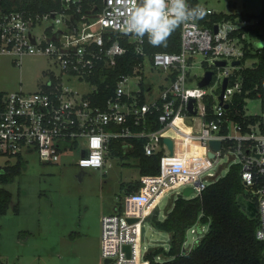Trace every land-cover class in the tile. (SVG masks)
<instances>
[{
	"label": "built area",
	"instance_id": "obj_1",
	"mask_svg": "<svg viewBox=\"0 0 264 264\" xmlns=\"http://www.w3.org/2000/svg\"><path fill=\"white\" fill-rule=\"evenodd\" d=\"M193 1L188 0L189 5L202 7L205 16L181 25L180 50L153 54L145 51L144 38L125 33V21L134 0H102L101 4L90 0H61L60 9L45 12L29 11L16 4L7 10L0 4V53H10L17 64H21L26 54L45 55L60 69L58 73L50 71L49 82L37 91H0V154L21 159L24 154L38 153L43 163L58 164L64 154L79 151L78 167L103 169L113 141L145 137L147 155L163 154L162 175L166 158H172L177 164L178 179L171 183L168 191L192 187L190 197H196L219 177L211 170L224 151L230 150L242 165V179L249 199L257 204L258 229H264L261 223L264 217V113L246 112L249 99L264 103V92L251 96L252 89L245 91L243 74L264 61V0L259 17L229 20L214 19L217 12L199 3L193 5ZM238 18L241 27L225 30L227 23ZM257 26L261 27L258 36L252 34ZM244 28L249 29L244 31ZM125 38L134 45L136 55L143 59L132 73L120 77L114 95L105 106L95 105L88 98L97 90L90 79L100 67L112 68L117 58L126 54L127 47L122 41ZM199 55L204 56L201 63L206 71H214L212 82L205 87L199 86L205 73L195 86L191 85L197 77L195 69L199 65ZM216 61L226 64L216 65ZM236 61L239 64H235ZM148 70L165 75L166 83L159 93L154 85L144 84ZM133 78L140 87L127 90L125 86ZM71 79L94 85V91L79 95L78 91L66 86L65 80ZM225 79L228 82L221 104L218 97ZM244 91V122L240 123L229 112L231 109L236 113L234 98ZM210 97L213 98L211 111L208 108ZM192 98L198 103L196 115L189 112ZM179 119L191 125L192 135L181 144L183 147L166 135L167 129ZM132 125L141 130L134 132ZM152 125H159V128L152 129ZM164 138L174 141V154ZM218 140L222 142L221 148L215 150L211 141ZM193 141L204 149L200 157L194 153ZM210 152L215 157H210ZM97 153L100 156L98 166L92 162ZM142 180L145 187L144 177ZM106 217L120 219L123 215H108L103 219ZM190 231L195 233L196 229ZM102 257L105 259L103 250ZM116 260L111 264H116Z\"/></svg>",
	"mask_w": 264,
	"mask_h": 264
},
{
	"label": "rangeland",
	"instance_id": "obj_2",
	"mask_svg": "<svg viewBox=\"0 0 264 264\" xmlns=\"http://www.w3.org/2000/svg\"><path fill=\"white\" fill-rule=\"evenodd\" d=\"M197 2L219 14L259 15L263 12V0ZM241 26L238 18L227 23L225 30ZM197 59V77L192 86L206 71V66L201 63L204 56L199 55ZM20 63H15L10 53H0V91H37L42 84L49 82L50 71L58 73L60 70L45 55L26 54ZM145 80L144 84L154 85L157 93L166 83L165 75L156 70H148ZM65 82L79 95L94 91V85L87 82L76 79ZM125 87L127 90H137L140 85L133 78ZM207 90L210 91L211 87H207ZM246 108L248 114L264 113V103L259 99H249ZM202 152L201 149L200 156ZM80 156L79 151L64 154L58 164H48L40 160L38 153L24 154L21 159L0 154V175L7 174L9 166L19 165L21 168V173L11 182L0 179V191L5 189L12 193L8 212L0 217V264H104L102 250L105 258L117 259L116 264H146L142 253L145 255L158 246L168 247L169 235L154 228L151 217L155 210L148 212V208L153 207L155 200L177 179L170 178L165 191L153 198H146L142 189L139 196H128L123 200V184L140 179L136 166L138 160L109 154L103 169H85L76 165ZM238 160L233 151H224L211 171L219 177L224 176ZM183 191L184 188L174 191L162 199L160 219H164L167 207ZM17 205L18 211L15 209ZM129 205L130 212H136L143 205L146 208L138 210L140 216H132L128 211ZM108 215L123 217L103 219ZM129 217L141 219L127 223L126 218ZM197 236L190 231L187 245L192 244ZM125 244L132 246V257L129 259L125 252L122 253V245Z\"/></svg>",
	"mask_w": 264,
	"mask_h": 264
},
{
	"label": "trees",
	"instance_id": "obj_3",
	"mask_svg": "<svg viewBox=\"0 0 264 264\" xmlns=\"http://www.w3.org/2000/svg\"><path fill=\"white\" fill-rule=\"evenodd\" d=\"M98 4L102 0H90ZM0 4L10 10L13 4L29 11L45 12L61 8V0H0ZM193 5L198 4L196 0ZM250 13H217L214 19H253L259 17ZM249 28H244L247 31ZM261 27L252 29V34L260 35ZM127 52L117 58L112 68L100 67L90 79L97 90L88 98L99 106H105L114 95L118 81L122 75L132 73L134 67L142 61L137 56L134 45L128 39H122ZM144 49L147 53L177 52L181 45V26H179L162 46H152L144 37ZM244 90L252 89L251 96L259 91L264 92V61L253 69H246ZM259 85L258 89L255 86ZM245 91L234 98L236 110L229 115L236 121L243 123ZM1 97V95H0ZM213 98H209L208 108L212 110ZM233 110V109H232ZM134 132L140 127L131 126ZM152 129L159 125H152ZM145 137H125L113 141L109 154L119 157H133L138 160L140 179L123 184L125 196H137L144 187L142 178H159L162 175V153L147 155L144 150ZM128 147V148H127ZM7 174L0 175L4 182H11L21 173L19 165L9 166ZM146 187V185H145ZM144 187V188H145ZM143 188V189H144ZM245 195L250 198L242 179V165L232 164L226 175L218 177L201 195L196 197L178 196L167 210L164 219L159 218L158 211L151 217L154 228L169 235V245L158 246L143 255L146 264H264V241L256 239L259 217H250L242 208L239 197ZM12 199L9 190L0 191V217L8 212ZM18 211V205L15 207ZM196 229L197 238L192 244L189 232ZM194 234V233H193Z\"/></svg>",
	"mask_w": 264,
	"mask_h": 264
},
{
	"label": "clouds",
	"instance_id": "obj_4",
	"mask_svg": "<svg viewBox=\"0 0 264 264\" xmlns=\"http://www.w3.org/2000/svg\"><path fill=\"white\" fill-rule=\"evenodd\" d=\"M204 16L205 10L199 6L191 7L188 0H139L138 3L134 0L124 30L141 39L147 36L148 43L154 47L162 46L179 26ZM92 162L99 165V153L93 155ZM261 223L264 224V217ZM256 239L264 240V229L256 231Z\"/></svg>",
	"mask_w": 264,
	"mask_h": 264
},
{
	"label": "bare ground",
	"instance_id": "obj_5",
	"mask_svg": "<svg viewBox=\"0 0 264 264\" xmlns=\"http://www.w3.org/2000/svg\"><path fill=\"white\" fill-rule=\"evenodd\" d=\"M190 126L191 125H188V122L184 121L183 119H179L176 121V124L173 127L167 129L166 135L168 137L174 138L177 141L179 147H183V146H181V144H184L187 137L189 135H192V134H190L191 133V127ZM193 146H194L193 147L194 153H196L197 156H200V150L201 149L204 152L203 147H201L198 142L193 141ZM203 152H202V154H203ZM176 166H177V164H175V161L172 158H166L164 161V174L162 175V177H159V178H149L148 177L145 179V182L147 185L144 188V195L146 198H149V197L153 198L158 193L165 191V189L168 187L167 185L170 183V178L178 179V174L176 172L179 170L176 168ZM145 204H147L146 200H145ZM129 207H130V205L128 206V209H129ZM142 207H143L142 209L146 208L145 205H143ZM128 211L130 212L131 210L129 209ZM132 212H130V213H132ZM134 215H137V214H134ZM128 219H130V217L126 218V222L130 223ZM137 219H138V217H137ZM138 221H139V219L137 221H134L131 223H135ZM126 246H130V254L126 251V249H125ZM123 252H125L126 257L128 259L131 258L132 257V246L129 244L122 245V253ZM111 259H113V258H111Z\"/></svg>",
	"mask_w": 264,
	"mask_h": 264
},
{
	"label": "water",
	"instance_id": "obj_6",
	"mask_svg": "<svg viewBox=\"0 0 264 264\" xmlns=\"http://www.w3.org/2000/svg\"><path fill=\"white\" fill-rule=\"evenodd\" d=\"M218 30L219 29L216 26L215 32L217 33ZM225 64H226L225 61H216V65H225ZM235 64H239V62L236 61ZM213 76H214V71L213 70H207L205 72V75L200 80L199 86L205 87V86L209 85L212 82ZM227 82H228V79H225L223 86H222V92L218 97L221 100V104H223V97H224V93H225V90L227 87ZM225 107H228V105L226 104ZM197 111H198L197 99L192 98L190 100V103H189V112L192 115H196ZM189 122H191V120ZM164 142L168 144L169 149L171 150V153L174 154V151H175L174 141L171 138H164ZM221 144H222V142L219 140L218 141H211V146L215 150H219L221 148ZM209 156L213 158V157H215V154L213 152H210ZM192 193H193L192 187H185L182 194L185 197H190ZM239 202H240L242 208L248 213V215L250 217H257L258 207H257L256 202L248 199L245 195H241L239 197ZM128 220L131 223V222L137 221L138 219L137 218H130ZM125 249L130 254V246H126ZM113 262H114V259H111V258H105L104 259V264H111Z\"/></svg>",
	"mask_w": 264,
	"mask_h": 264
},
{
	"label": "crops",
	"instance_id": "obj_7",
	"mask_svg": "<svg viewBox=\"0 0 264 264\" xmlns=\"http://www.w3.org/2000/svg\"><path fill=\"white\" fill-rule=\"evenodd\" d=\"M140 177V176H139ZM178 190H181V188L179 187V188H174V189H171V190H169L168 191V189L157 199V200H155V202H154V205H153V207H149L148 209H149V211L148 212H151V211H153V210H155V211H158V213L160 214V203H161V201H162V199L165 197V196H168L170 193H172V192H174V191H178ZM180 194V193H179ZM125 197H128V196H124L123 197V200H124V198ZM132 197V196H131ZM174 201V200H173ZM173 201L171 202V204L167 207V209H166V211H165V214L167 213V210L172 206V203H173ZM123 202V201H122ZM149 204V203H148ZM143 207H140L139 209L137 208L136 209V212H132V215H134V214H137V216H140V214L141 213H139V211L138 210H143L142 209ZM145 209V208H144ZM148 209H146V210H148ZM141 224H143V221L141 222ZM141 258V257H140Z\"/></svg>",
	"mask_w": 264,
	"mask_h": 264
},
{
	"label": "flooded vegetation",
	"instance_id": "obj_8",
	"mask_svg": "<svg viewBox=\"0 0 264 264\" xmlns=\"http://www.w3.org/2000/svg\"><path fill=\"white\" fill-rule=\"evenodd\" d=\"M104 255V254H103Z\"/></svg>",
	"mask_w": 264,
	"mask_h": 264
}]
</instances>
